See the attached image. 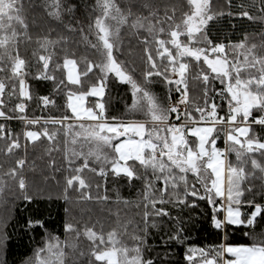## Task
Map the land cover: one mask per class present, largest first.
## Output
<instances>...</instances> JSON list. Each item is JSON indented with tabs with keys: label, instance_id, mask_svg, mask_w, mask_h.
Segmentation results:
<instances>
[{
	"label": "snow or ice",
	"instance_id": "6c2138e0",
	"mask_svg": "<svg viewBox=\"0 0 264 264\" xmlns=\"http://www.w3.org/2000/svg\"><path fill=\"white\" fill-rule=\"evenodd\" d=\"M232 7V0H0V154L11 158V166L0 164V194L14 189L12 203L27 213L21 231L46 237L21 264H264V227L257 231L264 31L258 43L249 33L232 41L218 27L233 16L264 24V0ZM126 46L143 50L142 66L119 58ZM157 84L165 95L153 91ZM121 85L131 102L115 116L111 93ZM40 146L37 172L28 161ZM121 187L134 198L122 197ZM73 192L82 215L91 212L83 205L104 204L113 226L66 222L63 242L49 232L45 205L67 204ZM201 202L196 222L223 242L193 241ZM9 223L0 230L4 255ZM233 227L247 229L252 243L230 242Z\"/></svg>",
	"mask_w": 264,
	"mask_h": 264
},
{
	"label": "trees",
	"instance_id": "16d2710c",
	"mask_svg": "<svg viewBox=\"0 0 264 264\" xmlns=\"http://www.w3.org/2000/svg\"><path fill=\"white\" fill-rule=\"evenodd\" d=\"M248 3L250 0H232V11H238V5L240 3ZM252 14L256 15V9H252ZM36 18L38 25L43 28L47 21L43 13L37 10L33 14ZM234 25V27H233ZM221 37L227 35L231 38L232 41H238L241 39L242 35L245 33L254 34L252 40L259 42L258 37L261 31H264V24H261L259 21L253 22L248 21L247 18H241L239 16L225 17L224 20L218 25ZM143 50L139 47H133L129 49L127 46L123 49V54L119 55L121 60L135 61L137 65H141V57H143ZM142 66V65H141ZM137 71H140L138 67ZM43 91V89H41ZM197 90V83L195 81L190 82V93L192 98L195 99V91ZM153 91L158 96L165 95V89L163 86L157 84L153 87ZM174 98V97H173ZM131 97L130 92L127 90V86L121 85L117 88H114L111 93V108L110 112L112 115L120 116L124 113L126 104H130ZM12 127L15 128L17 132L21 130V125L13 121ZM220 147H223V143H219ZM43 155V146L37 147L35 154H32L30 151L29 161L31 164L35 161L37 166V172L43 167L44 161L40 159ZM53 155H56L55 153ZM57 160L60 159V156H56ZM10 159L5 157L3 154H0V164H6L11 166ZM234 159V157H232ZM13 191L5 190L4 194H0V230H3V221L9 220L10 223L7 227V232L10 234V239L8 241L6 255L0 254V259H6L7 264H21V261H27L30 257L33 256L35 249L39 246V242L46 237L41 236L39 233L28 232L27 235L25 231H21L22 217L26 216L27 213L24 211L25 205L16 200L15 204L12 203ZM112 192H115L116 189L113 187ZM120 195L124 198L132 199L134 198V193L130 189L121 187ZM53 196L57 195V191L54 189ZM79 197L77 193H71L70 199L67 204H65L63 199H58L53 202L47 203L45 206L49 210V214H46L45 219L49 221L48 231L51 232L54 236H58L60 241L63 242L66 238V233L64 231V224L66 222L85 223L91 220L92 222L100 220L104 224L105 230L107 231L113 226L114 218H110L106 213L102 212V209L106 208L104 204L97 203H88L83 205L88 209H91V212L88 215H82L81 207L82 205L78 202ZM67 207L70 209L68 214H65L64 208ZM112 210L115 211L116 207L113 204ZM205 205L201 202V207L197 212L192 213L194 227L192 229V239L196 244H212L215 242H223L224 235L221 234L219 237L215 233L208 229L207 227L201 229L200 223L196 222V218L199 217V212L203 210ZM187 219V217H185ZM264 227V221L260 222L257 226V231ZM247 231L245 228H230L228 231L227 239L234 244H251L252 241L244 233ZM82 246L86 247V242L82 238ZM182 258V250L177 254V259ZM71 264V260L69 261Z\"/></svg>",
	"mask_w": 264,
	"mask_h": 264
},
{
	"label": "built area",
	"instance_id": "2783aa9c",
	"mask_svg": "<svg viewBox=\"0 0 264 264\" xmlns=\"http://www.w3.org/2000/svg\"><path fill=\"white\" fill-rule=\"evenodd\" d=\"M174 99H175V97H174Z\"/></svg>",
	"mask_w": 264,
	"mask_h": 264
}]
</instances>
